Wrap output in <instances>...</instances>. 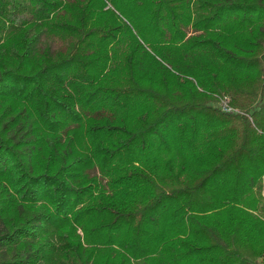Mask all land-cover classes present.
<instances>
[{"label":"trees","instance_id":"trees-1","mask_svg":"<svg viewBox=\"0 0 264 264\" xmlns=\"http://www.w3.org/2000/svg\"><path fill=\"white\" fill-rule=\"evenodd\" d=\"M0 264H264V0H0Z\"/></svg>","mask_w":264,"mask_h":264},{"label":"built area","instance_id":"built-area-1","mask_svg":"<svg viewBox=\"0 0 264 264\" xmlns=\"http://www.w3.org/2000/svg\"><path fill=\"white\" fill-rule=\"evenodd\" d=\"M223 103L222 109L225 110H232L229 106H228V98L224 97V99L221 101Z\"/></svg>","mask_w":264,"mask_h":264},{"label":"rangeland","instance_id":"rangeland-1","mask_svg":"<svg viewBox=\"0 0 264 264\" xmlns=\"http://www.w3.org/2000/svg\"><path fill=\"white\" fill-rule=\"evenodd\" d=\"M219 106L221 107V106H223V103L221 102V101H219ZM222 108V107H221Z\"/></svg>","mask_w":264,"mask_h":264}]
</instances>
